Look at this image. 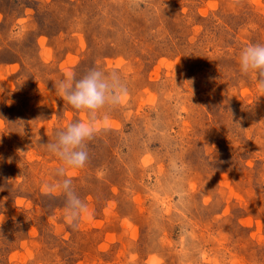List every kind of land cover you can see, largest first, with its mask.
<instances>
[{
	"label": "rangeland",
	"instance_id": "obj_1",
	"mask_svg": "<svg viewBox=\"0 0 264 264\" xmlns=\"http://www.w3.org/2000/svg\"><path fill=\"white\" fill-rule=\"evenodd\" d=\"M253 44L264 0H0V264H264ZM92 68L127 89L95 117L59 88ZM79 121L87 162L60 176L44 145Z\"/></svg>",
	"mask_w": 264,
	"mask_h": 264
},
{
	"label": "clouds",
	"instance_id": "obj_2",
	"mask_svg": "<svg viewBox=\"0 0 264 264\" xmlns=\"http://www.w3.org/2000/svg\"><path fill=\"white\" fill-rule=\"evenodd\" d=\"M239 70L244 75H254L257 92L264 94V44L249 45L241 50ZM59 88L74 109L84 111L91 117H95L106 105H118L127 98V89L119 76L116 73L105 74L97 68L90 69L78 80L61 81ZM96 128L91 121L70 123L57 132L54 142L44 145L49 153L61 161L58 175L67 177L85 166L88 159L86 142L92 138ZM56 187L66 197L64 213L67 222L78 226L81 217L88 213L87 204L74 192L71 179H63Z\"/></svg>",
	"mask_w": 264,
	"mask_h": 264
}]
</instances>
